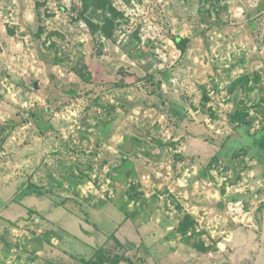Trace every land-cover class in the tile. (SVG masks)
<instances>
[{
  "label": "rangeland",
  "instance_id": "obj_1",
  "mask_svg": "<svg viewBox=\"0 0 264 264\" xmlns=\"http://www.w3.org/2000/svg\"><path fill=\"white\" fill-rule=\"evenodd\" d=\"M100 251L264 264V0H0V264Z\"/></svg>",
  "mask_w": 264,
  "mask_h": 264
},
{
  "label": "built area",
  "instance_id": "obj_2",
  "mask_svg": "<svg viewBox=\"0 0 264 264\" xmlns=\"http://www.w3.org/2000/svg\"><path fill=\"white\" fill-rule=\"evenodd\" d=\"M227 209L234 220H241L246 214L245 203L242 200L230 201L227 204Z\"/></svg>",
  "mask_w": 264,
  "mask_h": 264
},
{
  "label": "trees",
  "instance_id": "obj_3",
  "mask_svg": "<svg viewBox=\"0 0 264 264\" xmlns=\"http://www.w3.org/2000/svg\"><path fill=\"white\" fill-rule=\"evenodd\" d=\"M176 43H177V46L182 49V50H185V46H184V43H183V38L182 37H174ZM121 260H123L122 257L120 256H115L114 258H110L108 257L104 251H100L99 253V260H98V263L99 264H106V263H110V264H119L121 262Z\"/></svg>",
  "mask_w": 264,
  "mask_h": 264
}]
</instances>
